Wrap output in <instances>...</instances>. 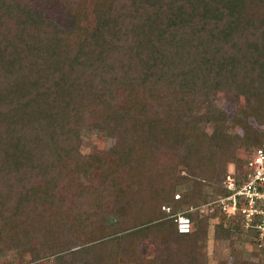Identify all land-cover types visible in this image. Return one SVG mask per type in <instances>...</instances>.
<instances>
[{"label": "trees", "instance_id": "trees-1", "mask_svg": "<svg viewBox=\"0 0 264 264\" xmlns=\"http://www.w3.org/2000/svg\"><path fill=\"white\" fill-rule=\"evenodd\" d=\"M47 1L0 0V253L207 264L217 215L214 239L234 251L257 237L208 203L227 173L246 180L247 157L228 169L239 152L264 147V0H56L67 25ZM94 129L113 144L82 152ZM259 250L232 263L264 264Z\"/></svg>", "mask_w": 264, "mask_h": 264}, {"label": "rangeland", "instance_id": "rangeland-1", "mask_svg": "<svg viewBox=\"0 0 264 264\" xmlns=\"http://www.w3.org/2000/svg\"><path fill=\"white\" fill-rule=\"evenodd\" d=\"M35 4H42L44 3V0H32ZM50 2L47 5L46 8V15L49 17H54L56 18L57 21H59L62 25H65L66 23L62 20L65 19V14L61 10L60 5L57 3L56 0H50L47 1L46 4ZM11 11L16 12L14 8H11ZM66 20V19H65ZM65 23V24H64ZM67 25V24H66ZM214 100L215 102L228 112H232L235 108L234 101L230 97H227V95L224 94L222 91L216 92L214 95ZM240 102L243 103V99L240 98ZM200 128L204 129L205 131L209 132L210 130V123H204V124H199ZM231 129L235 130L237 132H241L240 129L235 125L231 124ZM113 144V139L107 137L103 132L100 130L94 129L91 131H88L81 137V145L80 149L82 152H91L94 150H99V149H106L109 146ZM252 148H243L242 152H239L238 155V162L237 164L235 163H229L228 164V169L232 170L233 167H241L244 163L245 158L248 156L249 152H251ZM243 153L244 156H243ZM215 183V182H213ZM217 185V183H216ZM209 193H214L213 188L208 187ZM175 196V195H174ZM175 198V197H174ZM190 210V209H189ZM193 211V210H190ZM227 217V216H226ZM221 218L217 215L216 217H211L208 221V232H207V255H208V260L207 264H233V258L236 255L238 258V262L241 259H247V260H252V261H257L256 257L253 255V252L255 251H260L259 249L264 246V242L258 241L257 239L258 236L253 235L250 240L245 241L239 245V247L234 251L231 249L227 244L226 241H218L214 239V227L215 224L219 223ZM238 220V218H234L231 221L223 219L222 224L223 226H240L241 222ZM245 229V228H244ZM235 232L231 234V237H235ZM141 250L144 254L150 256L153 251H154V245L151 243V241L148 239L146 240L142 246ZM25 260L22 258L20 259L19 255H17L14 252H7V253H0V264H24ZM40 264H51L48 259H43L39 261ZM30 264V263H26ZM120 264H131V263H124L121 262Z\"/></svg>", "mask_w": 264, "mask_h": 264}, {"label": "built area", "instance_id": "built-area-1", "mask_svg": "<svg viewBox=\"0 0 264 264\" xmlns=\"http://www.w3.org/2000/svg\"><path fill=\"white\" fill-rule=\"evenodd\" d=\"M245 168L247 177L245 181L237 186V179L231 173H227L221 186L229 192L208 204H216L227 216L238 214L242 217L241 222L244 228L253 225L259 229L258 238L262 240L264 235V147H256L249 152ZM203 208L204 206L201 211ZM255 215L258 216L259 221L254 223ZM176 220L178 230H188V218L178 215Z\"/></svg>", "mask_w": 264, "mask_h": 264}]
</instances>
